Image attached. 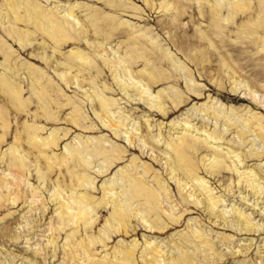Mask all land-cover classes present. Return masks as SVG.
I'll return each instance as SVG.
<instances>
[{"label": "rangeland", "instance_id": "1", "mask_svg": "<svg viewBox=\"0 0 264 264\" xmlns=\"http://www.w3.org/2000/svg\"><path fill=\"white\" fill-rule=\"evenodd\" d=\"M17 1L24 17L21 23L13 21L7 0H0V264H88L83 251H70L69 239L71 244L83 239L94 261L101 264H122L135 242L139 244L135 264H146L150 245L163 248L167 258L189 254L192 264H264V185H257L255 195L245 183L248 178L239 186L238 175L231 170L233 160L240 159V170L264 176V131L259 128H264V0ZM31 3L53 14L70 32L59 45L41 23L30 21ZM70 10L77 22L65 16ZM9 12L11 19L5 18ZM12 26L23 36L31 32L30 36L19 40ZM77 52L88 58L85 63ZM105 59L123 64L107 65ZM130 77L141 82L163 108L151 106L150 94L146 101L140 100L136 89L128 88ZM100 94L116 101L110 117L123 121L118 136L98 117ZM185 124L193 127L191 134ZM126 131L135 134L136 145H130ZM205 131L218 134L219 144L215 140L211 146L205 144ZM35 135H40L36 140L40 150L49 136L60 142L41 152L32 147ZM177 137H187L199 148L202 144L201 149L194 151L191 143L178 153L167 148ZM146 139L159 142V148L145 145ZM75 149L81 154L72 158ZM14 151L22 154L25 182L18 196L17 192L9 196L2 180ZM218 152L225 155L226 164L215 175L208 167ZM171 162L192 163L212 192L208 188L202 197L197 192L192 198L193 188L184 187L188 181L184 175L178 179L170 175ZM80 174L92 184L79 190ZM129 174L154 194L149 201L155 208L151 214L145 210L144 197L127 195ZM164 182L187 212L179 225L171 223L181 213ZM57 189L69 200L88 191L93 202L89 225H83L75 237L74 230L64 229L58 221ZM210 193L218 206L213 213L205 203ZM34 195L42 202L34 203ZM118 200L132 208L126 222L132 231L137 228L136 233L115 234V226L120 225ZM133 209H138V216L130 213ZM236 211L245 213L241 219L252 221L255 230H241ZM146 220L157 229L146 228ZM163 223L172 227L160 231ZM121 251L125 253L120 255Z\"/></svg>", "mask_w": 264, "mask_h": 264}, {"label": "bare ground", "instance_id": "2", "mask_svg": "<svg viewBox=\"0 0 264 264\" xmlns=\"http://www.w3.org/2000/svg\"><path fill=\"white\" fill-rule=\"evenodd\" d=\"M6 1V0H5ZM20 1V0H19ZM16 2H18L17 0H7V3H8V7H9V9H10V11H11V13H12V17H13V21H16L17 23H21L23 20H24V17L22 16V14H21V11H20V9H21V7H20V5H18V3H16ZM30 1H28V3H29ZM27 3V4H28ZM3 7V6H2ZM6 7V6H5ZM8 9V8H7ZM3 10H4V8H3ZM29 10L31 11V13H30V21H32L33 23H41L42 24V26H43V28H44V30L46 31V32H48V33H50L51 34V37H52V39L56 42V44L57 45H59L60 44V42H61V40H62V38H64V37H66L65 35H67L66 33H70V32H67V30H65L64 28H62V26H61V24H60V22L58 21V19L53 15V14H51V13H45L39 6H37V5H34V4H30L29 5ZM214 11H216V10H214ZM2 12V11H1ZM66 12V17L68 18V19H72V20H74L75 22H77V18L75 17V14L73 13V11L72 10H70V11H65ZM23 13V12H22ZM5 14V13H4ZM62 15H63V13H62ZM9 16H10V12H9V14H6L5 15V18H9ZM64 16V15H63ZM10 19H11V16H10ZM9 21V20H8ZM12 20H10V22H11ZM69 22V21H68ZM5 23V22H4ZM8 23V22H7ZM12 23V22H11ZM25 23V22H24ZM27 23V22H26ZM13 24V23H12ZM21 25V24H20ZM5 26V25H4ZM15 26V25H14ZM18 26V25H17ZM9 27H11V26H9ZM13 27V26H12ZM19 28H20V26H19ZM18 28V29H19ZM7 29V28H6ZM12 30H14V32L16 33V35H17V37L19 38V40H22V39H24L25 37L26 38H28L29 36H30V33L31 32H29V31H27V33H25L24 34V36L23 35H21V33L18 31V30H16V28L15 27H13V29ZM19 30H21V29H19ZM29 30V29H28ZM8 33H10V32H8ZM24 33V32H23ZM32 33H33V30H32ZM111 34H113L112 32H111ZM69 35V34H68ZM16 37V36H15ZM28 40H30V39H28ZM68 40V38H65V41H67ZM77 58L78 59H80L81 61H83L84 63L87 61V59L88 58H86L84 55H83V53H81V52H77ZM117 58V57H116ZM116 59H114V60H109V59H105V63L107 64V65H111V63L115 66V64H117V63H122V61L120 62V61H115ZM121 60V59H120ZM124 60V59H123ZM123 64V63H122ZM15 65V64H14ZM92 65V64H91ZM4 67V66H3ZM73 67H75V65L74 66H71V67H68L67 68V70H71ZM117 67V66H116ZM82 68H84V67H82ZM81 68V69H82ZM80 69V68H79ZM123 69V68H122ZM29 70V69H28ZM66 70V71H67ZM83 70V69H82ZM80 72H82V71H80ZM30 73V72H29ZM4 74V73H3ZM35 74V73H34ZM3 76V75H2ZM6 75H4V77H5ZM34 76V75H33ZM61 76V78L67 83V85H69V81H68V79H67V76H66V74L65 73H62V75H60ZM77 79H78V76H77ZM33 81V80H32ZM39 81V80H38ZM129 82H127L128 84V88L129 89H131V88H134V89H136L135 91H137L136 92V94L140 97V100H143V101H146V100H144V99H146V95H148V94H150V92H148L147 91V89H145V87L141 84V82H136L135 80H133V78L132 77H130L129 78V80H128ZM5 82L9 85V86H12V82H10V80L8 79V78H6L5 79ZM34 83V82H33ZM120 83V82H119ZM124 83H126V82H124ZM121 85H123L122 83H121ZM13 87V86H12ZM36 87V86H35ZM123 87H124V85H123ZM107 89V88H106ZM122 89H124V88H122ZM126 89V88H125ZM7 90V89H6ZM108 90H110V89H108ZM99 91V90H98ZM97 91V92H98ZM110 91H112V90H110ZM106 92V91H105ZM94 93H96V91L94 92ZM104 93V92H103ZM256 93V92H255ZM99 94V93H98ZM102 94V93H101ZM101 94H100V96H98L99 98L100 97H102L101 99H100V105H101V110H102V113H101V115H99L98 113V117L101 119V120H103L104 122H105V124L109 127V128H111V130H113L114 132H116V134H117V136L119 135V133L120 132H118V130H119V128H121V127H123V121L121 122V121H119V120H114L112 117H110V107L113 105V99H110V98H106V97H104V96H101ZM249 94H251V93H249ZM257 94V93H256ZM105 95V94H104ZM89 96H90V94H89ZM106 96V95H105ZM258 95H256V97H257ZM91 97V96H90ZM97 97V96H96ZM97 97V98H98ZM260 97V96H259ZM43 98V97H42ZM42 98H40L41 99V101H43L44 99H42ZM45 98V97H44ZM149 98H150V100L152 101V104H151V106L154 108H158V109H162L163 108V106H162V104H158V103H156V97H153V94H150L149 95ZM48 99H49V97H48ZM261 99V98H260ZM94 100V99H93ZM92 100V101H93ZM114 102H116V101H114ZM264 103V102H263ZM45 106L47 107V105H45V102H44V105H43V107L45 108ZM48 107H50V106H48ZM151 107V108H152ZM111 108H113V107H111ZM47 110V109H46ZM45 110V111H46ZM49 111V110H48ZM50 112V111H49ZM51 113V112H50ZM113 114H115V113H113ZM48 116V115H47ZM112 116V115H111ZM49 117V116H48ZM115 118V117H114ZM186 125V132L187 133H190L191 134V129L193 128L192 126H189L188 124H185ZM260 125V124H259ZM258 126V125H257ZM262 125H260L259 126V128L260 129H262L263 131H264V128H262L261 127ZM32 128H35L34 130L35 131H37V130H43L44 128H40V127H32ZM258 128V127H257ZM257 128H256V131H257ZM25 130V129H24ZM121 130V129H120ZM124 131V130H123ZM41 132V131H40ZM185 132V133H186ZM193 132V131H192ZM36 133V132H35ZM205 133H206V131H205ZM126 134H128L127 136V138H128V141H129V143H130V145H136V138H135V134L133 133V132H129V131H126ZM138 134V133H137ZM140 134V133H139ZM214 134H216V133H214ZM213 133L212 134H205L204 136H205V138H204V141L203 142H205V144H207L208 146H211V143H213V140H215L216 142H214L215 144H219V142L217 143V141H219L220 139H221V137H219V135L218 134H216V135H214ZM33 135V134H32ZM52 135H53V133H52ZM55 135V134H54ZM187 135H189V134H187ZM30 136V135H29ZM36 137L35 138H33L32 139V142H34L33 143V146L32 147H35V146H37V145H39L38 144V142L36 141L37 140V138L40 136H37V135H35ZM138 136H140V139H141V137H143V135H138ZM17 139H18V137H16ZM16 138H15V140H16ZM32 138V137H31ZM42 138V137H41ZM48 138V137H47ZM175 138V137H174ZM187 137H185V138H178L177 137V139H172L171 141H169L168 142V146H167V148H171V149H173L175 152H179V150H187V145L189 146V143H191V148L192 149H194V151L196 150V151H199L200 149H201V145H200V148L199 147H197V145L195 144V143H193V141L192 142H187V139H186ZM202 138V137H201ZM43 139V138H42ZM42 139H40L41 141H42ZM150 139V138H149ZM224 139V138H223ZM222 139V140H223ZM1 140V139H0ZM48 140L49 141H47V142H42L43 143V146L44 147H42V146H40V148H41V150L42 151H44V150H46V148H47V146H49L50 148L51 147H53V146H57L58 145V143L60 142V139L59 138H57L56 136H54L53 138H51V136H49V138H48ZM127 140V139H126ZM46 141V140H45ZM151 142H152V140H151ZM153 142H155V140H153ZM149 143V142H147V139L145 140V145H149V144H151L152 145V147L153 148H159V142H155V143ZM201 142V141H200ZM23 143V142H22ZM22 143H20V141H19V145L20 144H22ZM202 143V142H201ZM18 144V143H17ZM23 145V144H22ZM21 145V146H22ZM51 145H53V146H51ZM207 145H205V147L207 146ZM213 145V144H212ZM215 147H219V146H215ZM17 147H15V149H16ZM208 148V147H207ZM14 149V148H13ZM34 149H36V148H34ZM48 149V148H47ZM51 149H53V148H51ZM51 149H48L49 151L51 150ZM89 149V148H88ZM92 149H93V147H92ZM95 149H97L96 147H95ZM170 149V150H171ZM17 150H18V148H17ZM37 150H40V149H38V146H37ZM40 150V151H41ZM47 150V151H48ZM79 149H75V151H73V152H71V155H72V158L73 157H75V156H78L79 154H81V152H79L78 151ZM169 150V149H168ZM190 150L191 149H189V151L188 152H190ZM216 150H219V149H217L216 148ZM222 150V149H221ZM40 151H38L39 152V154L42 152H40ZM105 153L107 152L105 149L103 150ZM192 151V150H191ZM213 151H215V150H213ZM16 152H18V151H14V153H15V157H13V158H9L10 159V165H9V169H8V173L6 174V176H7V178H5L4 180H2V181H5V185L8 187V188H6V189H8V192H9V196H13V194H16V192H17V196L19 195V192L20 191H22L21 189H20V184H22L23 182H25V173H23V169L25 168L24 166H25V164H24V162H23V160H21V158H22V154H21V157H20V155H18ZM193 152V151H192ZM217 152V151H216ZM99 153V152H98ZM185 153H186V151H185ZM194 153V152H193ZM197 153V152H196ZM219 154H217V156H215V159H214V162L211 164V166L210 167H208V168H210V169H212L213 171H212V174H221L222 173V170L223 169H225V168H223V165L224 164H226V158H225V155H223L221 152H218ZM224 153V152H223ZM229 153V152H228ZM233 153H235L234 151H233ZM13 153H10L9 155H12ZM38 154V153H37ZM46 154V153H45ZM41 155H44V154H42L41 153ZM83 155V154H82ZM85 155V154H84ZM257 156H261L262 154H256ZM45 156V155H44ZM43 156V157H44ZM86 156V155H85ZM186 156L188 157V154H186ZM190 156V155H189ZM12 157V156H11ZM25 157V156H24ZM39 157V156H38ZM46 157V156H45ZM170 158H168L169 160H167L168 162L169 161H171V157L172 156H169ZM214 157V156H213ZM234 157V156H233ZM237 157V156H236ZM240 157V156H239ZM56 158V157H55ZM85 158V157H84ZM41 159V158H40ZM58 158H56V160H57ZM189 159H190V157H189ZM210 160V159H209ZM9 161V160H8ZM58 161H59V159H58ZM166 161V164H168V162ZM173 161V160H172ZM184 161H185V159H184ZM66 161H64V163H65ZM241 160L239 159V161H237V160H233V163H234V165H233V167L231 168V170H232V172H234V173H236V175H238V185L240 186L242 183H243V179H245V178H248V179H246V181H245V183L247 184V186H249V187H251V189L252 190H254V194L256 195V194H258V190H257V185L258 186H261V184H263L264 185V176L263 175H261V174H258V173H254V171L253 170H248V169H246L245 171H242V170H240L239 168V165L241 164ZM9 163V162H8ZM63 163V164H64ZM67 163H68V161L66 162V165H67ZM185 163H186V161H185ZM184 163V164H185ZM187 163H188V161H187ZM112 164H114V163H112ZM68 166V165H67ZM226 166V165H225ZM228 166H230V165H228ZM76 167V166H75ZM70 168V167H69ZM194 168H196V166L194 167L193 166V164L191 163L190 165H188V164H186V165H181L180 163H176V162H171V164L169 165V170H170V175L172 176L173 175V177L172 178H176V179H178V176H180L179 174H183L184 175V178L186 179V180H188L186 183H185V185H184V187L185 188H187L188 186H190V188L189 189H192V191H191V197L193 198H195L196 197V193L197 192H200V193H198L199 195H198V197H202V195H203V192H204V190H206V189H208L209 188V190H206L207 192H212V190H210V187L208 186V182H206L205 180H204V178H201V177H199L198 175H196L195 174V172H194ZM229 168V169H230ZM243 168H245V167H243ZM74 169V168H73ZM227 169V168H226ZM242 169V168H241ZM72 170V169H71ZM7 172V171H6ZM76 172V171H75ZM128 173V172H127ZM128 176V175H127ZM234 176V175H233ZM232 176V177H233ZM252 177V179H250L249 177ZM77 178H78V180H79V190H80V188L82 187V186H84L85 185V183H86V185H87V183H91V181H90V179L88 180L87 179V177H85V176H81V174L79 175V176H77ZM77 178L75 177V179L77 180ZM127 179V178H126ZM184 179V180H185ZM129 180H130V187L126 190V193H127V195L130 197V199H136V198H138V197H144V199L143 200H145V203H144V205H145V207H146V211L149 213V214H151L152 212H154L155 211V208L152 206L153 205V203H151L152 201H151V199H152V195H154V194H152V192L149 190V188H147V187H145V184H144V182L143 181H137V179H133V177L129 174ZM180 180V179H179ZM256 181H258L257 183L258 184H256ZM22 182V183H21ZM0 183H1V180H0ZM77 183H78V181H77ZM165 184H166V186L167 187H164L167 191H168V193H170V194H168V196L169 195H171V197H172V199H173V203H174V205H175V207L179 210V212L181 213V215L180 216H178L177 217V215L175 216V218H174V220L172 219L171 220V223H172V225H179L180 223H182V218H184V217H186V215H187V212H185V211H183V208H182V206L176 201V200H174L175 199V197L173 196V194H172V189H171V186L168 184L167 185V183L166 182H164ZM25 184V183H24ZM92 184V183H91ZM10 186V187H9ZM2 188H3V186H1ZM58 187V186H57ZM184 188V189H185ZM262 187H260V189H261ZM14 190V191H13ZM20 190V191H19ZM56 190V189H55ZM58 190V189H57ZM78 190V189H77ZM186 190V189H185ZM7 191V190H6ZM13 191V192H12ZM85 191V190H84ZM109 191L110 192H112L113 191V188H110L109 189ZM56 192V191H55ZM59 192V190L57 191V193ZM75 192V191H74ZM79 192V191H78ZM88 192V191H87ZM87 192H79L80 194L77 196V197H73V199H70V200H72V201H70L69 199H66L63 195H62V192H59V194H57V193H54L55 195H54V201H57V206H58V208L55 210V213L58 215V221L61 223V227L63 226V228L64 229H66L68 226L70 227V229H72V230H74V234L72 235V237H75L76 236V233H80V229L82 228V226L84 225L85 227H87V225H89V221L91 220V218L93 217H91V212L89 211V206H91L92 204H91V198L88 196V193ZM190 192V191H189ZM34 193V192H33ZM208 194V193H207ZM75 195H76V192H75ZM121 195H123V192H122V194ZM190 195V194H189ZM205 196H206V194H204ZM210 195V198H209V196H208V198L206 199V198H204V199H206L205 201V203H206V207H207V205H208V209L210 208L211 210H212V213H213V211L215 212V210H216V207H218L217 206V201H215L214 199H211V196L213 197L214 195H213V193L211 194H209ZM15 196V195H14ZM17 196H15L14 198H13V200H14V203L16 202V197ZM119 197H121L120 195H118ZM123 196H125V195H123ZM122 196V197H123ZM157 196V195H156ZM34 197H36L35 198V200H34V203H39V202H42V200L40 199V196L39 197H37L36 195H34ZM71 197V196H70ZM122 197H121V200H122ZM158 197V196H157ZM204 197V196H203ZM124 198H126V197H124ZM153 198H155V196L153 197ZM159 198V197H158ZM200 199V198H199ZM198 199V200H199ZM125 200V199H124ZM142 200V201H143ZM195 200V199H194ZM203 200V199H202ZM202 200H200L201 202H202ZM219 200H221V199H219ZM32 201V200H31ZM119 201V200H118ZM139 201H140V199H139ZM149 201H151V202H149ZM157 201V200H156ZM122 202H124V201H119V203H118V207H119V212L117 213V218H118V222H120V225H118V226H115V227H117L116 229H115V234H124V235H127V234H130L131 232H137V228H134L133 229V231L129 228V225L127 224V222H126V217H127V215H129V213L127 212V210L129 209V208H131V207H129L128 209H127V207L124 205V203H122ZM188 202V201H187ZM222 202H224V201H222ZM93 203V202H92ZM91 204V205H90ZM188 204H189V202H188ZM201 204V203H200ZM221 204V203H220ZM205 205V204H204ZM133 207V206H132ZM91 209H93V208H91ZM132 209V208H131ZM207 209V208H206ZM136 211H138V209H133L132 211L130 210V213H134V216L135 215H137V212ZM208 211V210H207ZM135 212H136V214H135ZM145 212V211H144ZM236 212H238V214H239V216H237L236 217V219H237V223H238V226L240 227L241 226V230H244V231H246V232H251L252 230H255V226L252 224V221H250V220H248V219H241V216L243 217L244 216V214L245 213H243V212H241V211H236ZM211 213V212H210ZM224 213V212H223ZM226 214H227V212H226ZM237 214V213H236ZM235 214V215H236ZM142 215H143V213H142ZM145 215V214H144ZM215 215H219V213H215ZM232 215V214H231ZM138 216V215H137ZM212 217V216H211ZM247 217V216H246ZM143 218V217H142ZM217 218H218V216H217ZM249 218V217H248ZM145 219V218H144ZM143 219V220H144ZM224 219V218H223ZM249 219H251V218H249ZM160 221V220H159ZM146 225H145V227L146 228H149L150 230H153V229H157V227L155 226V225H153V224H151L148 220H146ZM149 224V225H148ZM170 227H172L171 225L169 226V225H165V223H163V224H160L159 225V227H158V229L160 230V231H165V230H167L168 228H170ZM236 227V226H235ZM63 229V230H64ZM53 230V229H52ZM72 230H70V231H72ZM260 230V231H259ZM54 231V230H53ZM59 231V230H58ZM65 231V230H64ZM258 231L261 233L262 231H261V229H259L258 228ZM59 234H60V232H58ZM194 234H196L195 232H193ZM71 237V238H72ZM199 237V236H198ZM76 239V238H75ZM68 240V239H67ZM83 240V239H82ZM81 240V242H77L76 244L74 243H72L73 244V246H72V244H71V242H70V239L68 240V247L70 248V251L72 252V253H74V254H77L79 251H83L84 252V255L87 257V260L86 261H88V264H101V262H99V261H94V257L91 255V251L90 250H88V248L84 245V242ZM202 242H208V241H202ZM92 243H94L93 241H92ZM136 244H135V246H134V249L133 250H129V251H127L126 252V260L122 263V264H135V263H133V258H134V256H135V252H136V248L139 246V244H138V242H135ZM148 244H151V243H149L148 242ZM251 244L252 243H250V245H248V247H246V249H249L250 247H251ZM81 248V249H80ZM241 248V247H240ZM80 249V250H79ZM148 253H147V256H146V254L144 255V256H146L147 258H146V264H192L191 262H190V259H189V254H186L185 256L183 255L182 257H177V258H175V257H172V258H167V256H166V253H165V251L163 250V248H160V247H158L157 245H150V246H148ZM240 251H242V250H240ZM125 252L124 251H121V253H120V255H122V254H124ZM148 255H150V256H148ZM83 256V255H82ZM76 257V256H75ZM105 260V259H104ZM263 261V260H262Z\"/></svg>", "mask_w": 264, "mask_h": 264}]
</instances>
